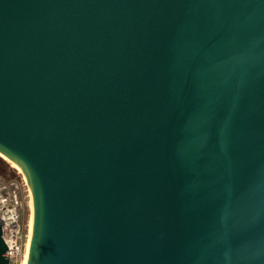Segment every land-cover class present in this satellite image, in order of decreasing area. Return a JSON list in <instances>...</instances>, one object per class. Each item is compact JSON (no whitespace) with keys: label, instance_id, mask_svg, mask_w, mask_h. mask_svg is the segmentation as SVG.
<instances>
[{"label":"water","instance_id":"95a60500","mask_svg":"<svg viewBox=\"0 0 264 264\" xmlns=\"http://www.w3.org/2000/svg\"><path fill=\"white\" fill-rule=\"evenodd\" d=\"M0 156L25 264H264V0H0Z\"/></svg>","mask_w":264,"mask_h":264},{"label":"built area","instance_id":"2783aa9c","mask_svg":"<svg viewBox=\"0 0 264 264\" xmlns=\"http://www.w3.org/2000/svg\"><path fill=\"white\" fill-rule=\"evenodd\" d=\"M18 190L13 182L0 178V221L4 228L2 239L8 250V264H25L30 243L29 228L22 221Z\"/></svg>","mask_w":264,"mask_h":264},{"label":"rangeland","instance_id":"374dc122","mask_svg":"<svg viewBox=\"0 0 264 264\" xmlns=\"http://www.w3.org/2000/svg\"><path fill=\"white\" fill-rule=\"evenodd\" d=\"M0 178L5 182H13L18 186L21 201L22 221L29 228L32 215L31 198L20 171L8 160L0 156Z\"/></svg>","mask_w":264,"mask_h":264},{"label":"bare ground","instance_id":"6f19581e","mask_svg":"<svg viewBox=\"0 0 264 264\" xmlns=\"http://www.w3.org/2000/svg\"><path fill=\"white\" fill-rule=\"evenodd\" d=\"M31 220H32V216H31L30 225H29V235H30V230H31Z\"/></svg>","mask_w":264,"mask_h":264}]
</instances>
